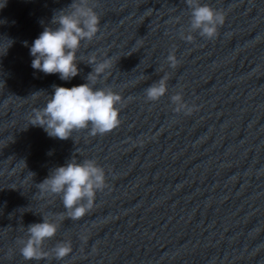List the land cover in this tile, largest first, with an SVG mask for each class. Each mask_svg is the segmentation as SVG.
<instances>
[{"label": "water", "instance_id": "1", "mask_svg": "<svg viewBox=\"0 0 264 264\" xmlns=\"http://www.w3.org/2000/svg\"><path fill=\"white\" fill-rule=\"evenodd\" d=\"M71 3L0 0V264H264V0H201L225 23L191 42L181 38L185 0H90L100 30L63 81L31 67L30 47ZM92 55L111 58L96 87L121 96L120 124L67 140L30 125L53 85L87 82ZM166 73L165 96L147 101L144 89ZM176 93L190 114L174 111ZM73 157L101 166L106 187L84 217L61 221V198L36 184ZM42 216L59 224L45 250L71 244L62 260L20 255L17 241Z\"/></svg>", "mask_w": 264, "mask_h": 264}, {"label": "clouds", "instance_id": "2", "mask_svg": "<svg viewBox=\"0 0 264 264\" xmlns=\"http://www.w3.org/2000/svg\"><path fill=\"white\" fill-rule=\"evenodd\" d=\"M185 3L190 17L188 34H182L181 38L191 42L192 33L208 40L215 38L218 28L225 23L224 13L201 0H185ZM99 30L100 16L90 0H72L67 8L53 14L51 26H45L33 41L31 67L46 75L59 74L63 81L71 80L79 74L77 65L81 61L77 53L82 42L92 41ZM166 61L173 69L179 63L174 52L169 53ZM87 64L92 67L87 82L71 88L53 85L54 93L44 107L33 111L30 125L42 128L49 137L67 140L74 131L90 128L91 135H104L120 124L121 96L111 88L96 87L98 80L111 68V58L97 61L92 55ZM168 79L166 73L144 89L146 100L156 102L165 96ZM170 101L175 112L183 111L187 115L193 110L180 93L172 95ZM36 186L42 194L61 198L65 212L58 214L59 220H79L93 208L97 192L106 187V177L104 169L94 160L78 162L73 157L65 165L51 169ZM42 221L28 225L26 238L17 241L20 255L25 261L49 257L62 260L71 252L70 242L60 241L52 249L45 250V242L56 236L59 224L45 216Z\"/></svg>", "mask_w": 264, "mask_h": 264}]
</instances>
